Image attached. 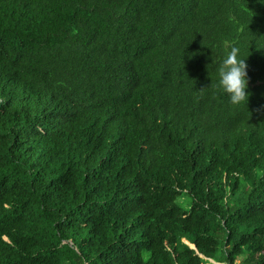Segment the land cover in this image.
<instances>
[{"label": "trees", "instance_id": "16d2710c", "mask_svg": "<svg viewBox=\"0 0 264 264\" xmlns=\"http://www.w3.org/2000/svg\"><path fill=\"white\" fill-rule=\"evenodd\" d=\"M0 264H264V2L0 0Z\"/></svg>", "mask_w": 264, "mask_h": 264}, {"label": "clouds", "instance_id": "9594fccd", "mask_svg": "<svg viewBox=\"0 0 264 264\" xmlns=\"http://www.w3.org/2000/svg\"><path fill=\"white\" fill-rule=\"evenodd\" d=\"M243 57L240 55V49L232 46L216 69V85L232 105H240L247 101L246 65Z\"/></svg>", "mask_w": 264, "mask_h": 264}]
</instances>
